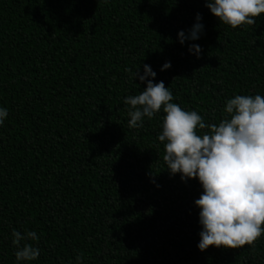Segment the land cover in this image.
<instances>
[{"label":"trees","instance_id":"obj_1","mask_svg":"<svg viewBox=\"0 0 264 264\" xmlns=\"http://www.w3.org/2000/svg\"><path fill=\"white\" fill-rule=\"evenodd\" d=\"M197 13L199 39L182 46ZM253 19L232 28L205 0H0V264H16L13 230L38 237L21 264H264V232L198 250L199 182L165 169L162 110L129 128L123 102L144 64L206 125L235 95L264 97V13Z\"/></svg>","mask_w":264,"mask_h":264},{"label":"clouds","instance_id":"obj_2","mask_svg":"<svg viewBox=\"0 0 264 264\" xmlns=\"http://www.w3.org/2000/svg\"><path fill=\"white\" fill-rule=\"evenodd\" d=\"M205 7L219 22L236 28L254 24V17L264 13V0H205ZM199 13L195 23L177 33V41H195L203 30ZM189 54L197 58L198 44L190 43ZM165 62L161 71L170 68ZM133 78L145 84L137 95H128V127L143 126L145 117L164 113L157 140L163 143V161L170 176L179 174L181 181L195 178L202 189L194 205L199 209L200 226L197 248L210 245L220 248H239L252 245L264 228V97L235 95L227 100V118L218 125H206L196 111H185L172 100V92L163 81L153 83L156 73L147 64L142 74L138 68ZM7 108L0 107V125L7 117ZM208 127L210 132L198 135L194 129ZM12 243L16 264L37 259L39 249L27 243L38 239L35 231L23 235L13 230ZM76 264H80L79 255Z\"/></svg>","mask_w":264,"mask_h":264}]
</instances>
